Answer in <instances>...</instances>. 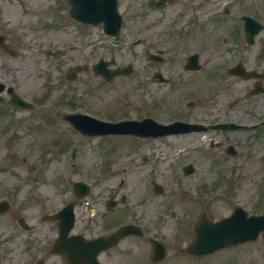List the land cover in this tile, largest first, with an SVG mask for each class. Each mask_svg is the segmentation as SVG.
Segmentation results:
<instances>
[{"label": "flooded vegetation", "instance_id": "af4514ba", "mask_svg": "<svg viewBox=\"0 0 264 264\" xmlns=\"http://www.w3.org/2000/svg\"><path fill=\"white\" fill-rule=\"evenodd\" d=\"M120 3L132 11L141 6L140 11L129 16L126 28L130 36L142 28L144 54L149 56L151 52H158L162 56L164 68H158L162 77L166 76L171 83L178 78L185 84L195 85L202 78V71L207 78L212 70V75L217 81L222 80L227 88L221 93L218 91L216 96L212 94L213 84L212 87L206 84L200 91L206 99L209 94L214 96H208L211 100H207L213 115H209L208 120H203L202 116L193 119L195 123L210 126L206 129V134L210 135L209 146L200 154L205 159L202 174L210 176L206 165L212 163L219 170V178L227 185L246 177L260 183L264 175L259 168L264 164V0H120ZM137 21L142 25H135ZM253 36L254 42L251 41ZM200 51L209 57L207 61L202 59ZM75 57L78 63L82 62L83 57L80 59L77 54ZM197 63L200 68L191 69L198 67ZM148 68L147 61L143 73L145 88L150 77L155 79L156 76V71L150 73ZM171 68L175 69L173 78L170 77ZM237 68L254 71L256 77L229 75L231 69L235 72ZM217 69L225 72L215 74ZM230 77L237 82L230 85ZM193 93L198 95L197 90ZM230 122L240 126L211 127ZM198 168L194 169V174ZM176 169L184 174V164L176 165ZM151 183L154 185V181ZM220 186L223 191L199 190L196 184L194 191H177L166 200L154 197L149 203L145 197L135 202L140 207L157 205L168 210H128V200L114 198L112 212L102 214L98 223L92 218L85 219L82 230L91 237L134 223L139 225L142 236L138 237L142 240L135 239L136 235H128L121 241H127V246L131 247L133 237L137 264H146L153 255L154 239L165 245L167 264H198V256L188 253L186 247L195 236L199 218L218 220L237 206L244 207L249 213L264 211L263 191H243L242 196L232 187L225 190L224 184ZM156 192L140 193L159 195ZM132 194L138 192L133 190ZM37 251V248L26 249L25 253L31 255ZM117 251L125 253L132 249L121 247ZM241 263L246 262L242 259ZM253 264H264V255L256 256Z\"/></svg>", "mask_w": 264, "mask_h": 264}, {"label": "rangeland", "instance_id": "374dc122", "mask_svg": "<svg viewBox=\"0 0 264 264\" xmlns=\"http://www.w3.org/2000/svg\"><path fill=\"white\" fill-rule=\"evenodd\" d=\"M0 5L4 10L3 26L7 33L6 40L19 53L16 57L0 54V80L3 79L9 83H15L29 97H36L38 101L36 111L38 112L49 111V114H54L57 109L63 107V105H59L58 107L57 103L66 102V98L68 103H86L92 107L91 110L104 113L105 115L113 111V108L108 105L102 108L99 107V105L105 103V97L101 101L96 98L99 92L98 89L100 88L98 86L93 87L92 85L87 86L91 82V79L86 77L87 75L81 76L79 80L67 85L65 78L62 77V70L65 66L63 58H49L47 60L42 53H37L34 49L30 48L31 45L37 44L41 45L42 48L45 46L56 47L57 44L65 45L63 43L69 40V34L62 29L53 27L55 23L52 22L57 19L54 14L61 8L62 0H0ZM130 53H133L134 57H138L137 64H140L139 71L133 78L139 80L141 79L143 60L137 49L121 52L122 56ZM38 58H40V64L36 63ZM48 63L49 71H44L42 66ZM81 87H85L83 90L89 94L83 95L76 100V94L74 95V93ZM123 97L125 98V96ZM127 99L125 98V100ZM106 108L107 111L104 112L103 109L105 110ZM0 113L22 114V120L26 124L18 131V124L16 125L15 123V125L11 126L10 133H13L14 138L11 143H7V140L5 143L3 142L5 137L11 136L5 132L4 127L0 129V191L5 185L9 186L12 183H17L14 201L19 203L24 202L23 210L34 217L38 215V211L55 209L65 201V198H68L69 194L67 187L62 185V181L63 183L66 181L65 174L67 169L65 165H62V159H64L62 144L52 141L54 133L59 131L55 130L56 127L52 125H49V127L44 125L45 118L43 116L39 117L37 115L36 118H29L26 114L32 113H19L11 109H0ZM112 113L118 115L116 111ZM1 121L3 122L2 119ZM109 144L97 139L89 143L86 152L82 156L85 165L80 167L81 172L79 173L73 170L72 178L79 177L91 182L97 180V184L100 187L105 186L107 183H112L114 179L111 178L110 167L106 173L103 171V161H110L108 159V156L111 155L108 153L110 150ZM127 151L126 148L124 153H119L117 160L120 162L126 160L127 156L124 154ZM26 155H28V161L24 163L23 157ZM259 168L263 172L264 164L259 166ZM206 169L212 177L213 171L209 169L208 165H206ZM16 173L26 175L19 182H15ZM161 174L160 179H162V182L168 189L173 184V176L169 170L166 173L161 171ZM211 181L210 184L213 183ZM31 183L39 186L41 191L39 194L42 200L31 199ZM195 184L193 182L192 186H195ZM234 186L236 191L240 192L243 196V191H257L256 189L261 184L251 181L246 177L235 181ZM1 195L2 193L0 192ZM26 196L27 199H24ZM143 197L141 195H133V200L139 201ZM152 207H141L140 209L151 210ZM155 207L157 208V206ZM12 221L13 216L0 218V223L7 224ZM50 224L49 220V226ZM262 245L264 246V243ZM246 247L247 252L244 249V260H248L250 255L259 254L256 250L257 246L248 244ZM234 262V258L228 257L226 260H219L210 264H232ZM52 263L66 264L60 255L53 256ZM235 264L241 263L237 262Z\"/></svg>", "mask_w": 264, "mask_h": 264}, {"label": "water", "instance_id": "95a60500", "mask_svg": "<svg viewBox=\"0 0 264 264\" xmlns=\"http://www.w3.org/2000/svg\"><path fill=\"white\" fill-rule=\"evenodd\" d=\"M73 263V262H72ZM76 264H80V262H76Z\"/></svg>", "mask_w": 264, "mask_h": 264}]
</instances>
